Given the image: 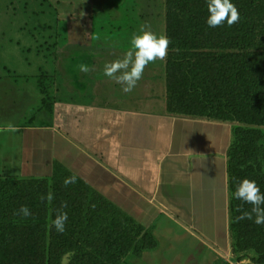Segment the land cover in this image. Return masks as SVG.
<instances>
[{
  "label": "crops",
  "instance_id": "crops-1",
  "mask_svg": "<svg viewBox=\"0 0 264 264\" xmlns=\"http://www.w3.org/2000/svg\"><path fill=\"white\" fill-rule=\"evenodd\" d=\"M84 47L67 45L57 60L55 83L48 84L47 77L45 82L24 77L20 84L5 77L0 83L5 115L14 119L4 105L10 99L19 106L26 100L32 109L16 124H0V177L49 176L60 165L109 201H123L133 218L136 207L139 223L157 239L156 247L142 252L146 264L159 248L162 218L169 230L179 226L184 243L193 237L212 252L204 264L230 256V124L170 114L163 67L157 80L150 79L154 62L131 92H122L102 70L125 52ZM80 64L89 72H80ZM157 255L175 264L169 261L173 256Z\"/></svg>",
  "mask_w": 264,
  "mask_h": 264
},
{
  "label": "trees",
  "instance_id": "trees-1",
  "mask_svg": "<svg viewBox=\"0 0 264 264\" xmlns=\"http://www.w3.org/2000/svg\"><path fill=\"white\" fill-rule=\"evenodd\" d=\"M232 3L240 14L239 20L231 27L225 24L208 28L205 0H167L166 94L168 107L173 101L178 104L177 113L243 123L255 122L256 114H260L264 120V0H232ZM168 107V112L174 111ZM234 164L228 161L229 183L230 174L239 166ZM59 174L72 175L65 167L56 165L49 176L20 180L40 185ZM58 178L44 191L53 195L50 202L53 217L66 212L67 221L64 232L52 230L50 238L46 222L42 221L45 216H38L37 211L45 201L36 185L29 192L34 194L32 201L25 205L29 216L18 214L21 204L13 206V211L7 214L6 198H2L0 264H61L67 253L71 254L69 264H119L131 250L133 239L128 229L132 219L92 187L81 183L78 176L75 183L68 185ZM96 203L103 204L104 209ZM106 216L110 225L107 229L103 227ZM144 231L137 241L140 252L157 246L153 236L151 244H147L145 236L150 231ZM107 237L111 238L108 244H100ZM36 254L39 258L32 259Z\"/></svg>",
  "mask_w": 264,
  "mask_h": 264
},
{
  "label": "rangeland",
  "instance_id": "rangeland-1",
  "mask_svg": "<svg viewBox=\"0 0 264 264\" xmlns=\"http://www.w3.org/2000/svg\"><path fill=\"white\" fill-rule=\"evenodd\" d=\"M166 14L167 0H0V73H3L0 74V83L5 82V77H10L14 82L17 79L15 83L18 84L24 81V77L27 80L43 77L42 82H45L47 77L48 84L55 83L58 62H61V54L67 45L81 44L86 49L93 45L111 52L116 50L118 55L128 51L131 36L138 33L141 28L166 36ZM154 67L150 79L154 78L155 81L162 67L164 71L166 70L165 58L163 61H155ZM2 102L0 94V109L4 107ZM12 102L10 99L4 105L14 114V119L5 115L6 113L3 112L5 110H0V124H16L15 119L30 116L32 109L26 106V100L21 106L17 102ZM167 102L166 94V106L168 107ZM177 105L174 101L171 103L168 109L171 108L174 111L169 112L170 114L197 117L177 113L175 111ZM256 115L253 123H243L239 120L225 121L230 124L232 133L227 158L229 162L233 161L234 165H239L230 174L229 183L232 256H220L212 264H225L228 260L239 264H264V224L257 225L248 219H238L242 212L249 211L251 206L232 197L235 184L244 178L254 180L264 192V120L260 114ZM239 137L241 139L236 141ZM245 137H249L251 144ZM236 160L239 163L236 164ZM70 176L71 174L68 176L59 174L53 180L40 181V185H30L28 182L21 181L20 178L0 177V205L2 198H6V210L7 214H10L13 206L20 204L25 206L32 201L34 194L29 192L36 187L38 193L43 194L44 197L46 196L45 187L53 185L58 177V181H63ZM80 182L91 187L84 180L80 179ZM44 201L45 205L43 204L37 212L38 216H45L42 221L46 222L47 236L50 238L54 230L50 227L51 220L54 218V210L49 202ZM117 204L115 205L122 209L133 222L128 229L133 239L131 250L122 257L119 264H146V257L144 259L142 252L138 251L137 241L145 234L144 230L148 227L139 223L140 215L136 207L133 210L135 214L133 218L132 214L130 215L124 208L123 201ZM96 205L97 207L101 205V209H104L103 204L96 203ZM166 224L167 221L162 218L158 225L159 248L157 251H152L153 258L148 264H159V262L167 264L158 257V252L167 259L173 256L174 259L169 261H175V264H188L189 262L204 264L210 261L212 252L207 247L199 244L193 237L189 242L184 243L187 236L181 235L179 226L173 224V228L169 230L165 228ZM109 226L106 216L103 227L107 229L110 228ZM101 227V224L100 227L97 225L98 230ZM149 234L145 236L147 244H151L152 236L155 238L154 234L151 232ZM110 240L111 238L107 237L100 244H108ZM155 240L157 242L156 238ZM165 243H170V246L164 245ZM100 244L95 243V246ZM191 255L194 256L193 259L188 258ZM31 257L34 260L39 258L37 254ZM70 257V253L64 254L61 264H69Z\"/></svg>",
  "mask_w": 264,
  "mask_h": 264
},
{
  "label": "clouds",
  "instance_id": "clouds-1",
  "mask_svg": "<svg viewBox=\"0 0 264 264\" xmlns=\"http://www.w3.org/2000/svg\"><path fill=\"white\" fill-rule=\"evenodd\" d=\"M205 3L208 13L205 24L208 28H216L225 24L231 27L240 18L232 0H205ZM129 43L130 47L123 57L106 62L102 70V74L119 84L124 93H129L136 87L146 65L166 57L169 40L165 35H157L151 30L141 28L138 33L131 36ZM78 67L79 71L83 73L90 70L86 64H80ZM76 180V174H72L65 178L64 184L75 183ZM232 197L251 206L250 210L242 212L238 219H248L257 225L264 224V192L260 190L254 180L247 178L239 180L235 184ZM42 199L50 203L53 200V195L48 192ZM63 207H66V204ZM18 214L29 216L30 211L27 206L22 205ZM66 221L67 213L59 212L51 220L50 227L58 233H63Z\"/></svg>",
  "mask_w": 264,
  "mask_h": 264
},
{
  "label": "built area",
  "instance_id": "built-area-1",
  "mask_svg": "<svg viewBox=\"0 0 264 264\" xmlns=\"http://www.w3.org/2000/svg\"><path fill=\"white\" fill-rule=\"evenodd\" d=\"M225 264H239V263H235L233 261L228 260Z\"/></svg>",
  "mask_w": 264,
  "mask_h": 264
}]
</instances>
